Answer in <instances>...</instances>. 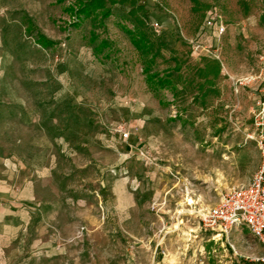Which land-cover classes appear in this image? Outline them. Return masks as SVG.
<instances>
[{"label": "rangeland", "instance_id": "374dc122", "mask_svg": "<svg viewBox=\"0 0 264 264\" xmlns=\"http://www.w3.org/2000/svg\"><path fill=\"white\" fill-rule=\"evenodd\" d=\"M139 1L161 49L152 70L174 81L159 94L127 6L74 28L75 0H0V199L25 209L0 226V264H264L247 230L211 235L195 215L261 161L243 130L264 96V0ZM211 9L219 36L203 26ZM213 53L221 72L201 100L196 67Z\"/></svg>", "mask_w": 264, "mask_h": 264}, {"label": "built area", "instance_id": "2783aa9c", "mask_svg": "<svg viewBox=\"0 0 264 264\" xmlns=\"http://www.w3.org/2000/svg\"><path fill=\"white\" fill-rule=\"evenodd\" d=\"M203 26L207 29L214 28L218 36L226 31L221 15L212 9L206 14ZM151 27L154 32L160 30L158 22H151ZM198 48L199 45L195 49ZM213 55L219 60L217 53ZM253 78L250 75L245 77V80L251 81ZM243 132L244 140H253L258 148L261 155L260 164L247 182L232 185L220 194L213 206L199 209L195 215L206 233L228 239L233 232L247 230L264 249V96L253 110L250 126ZM127 136V133H123V137Z\"/></svg>", "mask_w": 264, "mask_h": 264}, {"label": "trees", "instance_id": "16d2710c", "mask_svg": "<svg viewBox=\"0 0 264 264\" xmlns=\"http://www.w3.org/2000/svg\"><path fill=\"white\" fill-rule=\"evenodd\" d=\"M66 0H55L56 3H63ZM120 4L129 8L128 13L136 21V27L133 31L128 30L130 33V40L135 49L147 57V61L143 64L142 71L145 75V82L148 87L159 94L160 90L167 87H174V81L171 78L169 71L159 72L152 70L155 60L160 56V46L152 40L145 27V14L146 10L139 0H75L74 4L67 7L68 11L73 16V21L69 26L79 28L84 20H91L94 25L104 26V21L112 15L113 6ZM27 31H33L32 20L27 16ZM36 41L44 48L52 46L55 42L48 38L41 32H37ZM89 43L93 45L94 54H104L105 50L110 47L111 42L108 38H100L96 32L95 26L90 30ZM106 58L109 57V52L105 54ZM202 64L196 67V75L203 82L198 84L200 88L199 98L205 100L208 90L206 84L213 85L214 81L221 72V63L218 59L211 57H203ZM175 68L180 69L178 63L175 62ZM214 94L217 92L211 90Z\"/></svg>", "mask_w": 264, "mask_h": 264}, {"label": "crops", "instance_id": "0c3cea01", "mask_svg": "<svg viewBox=\"0 0 264 264\" xmlns=\"http://www.w3.org/2000/svg\"><path fill=\"white\" fill-rule=\"evenodd\" d=\"M14 198L15 197H13L12 200H8L6 202L1 201V199H0V226L2 225V227H7V226L9 227L10 226V224H9L10 223V220H9L10 215L21 216V214L23 215L25 213V209H24V205H23L24 203L18 202V201L16 202ZM23 219H24V217H23Z\"/></svg>", "mask_w": 264, "mask_h": 264}, {"label": "bare ground", "instance_id": "6f19581e", "mask_svg": "<svg viewBox=\"0 0 264 264\" xmlns=\"http://www.w3.org/2000/svg\"><path fill=\"white\" fill-rule=\"evenodd\" d=\"M189 202L191 203L192 201H191V200H189Z\"/></svg>", "mask_w": 264, "mask_h": 264}]
</instances>
